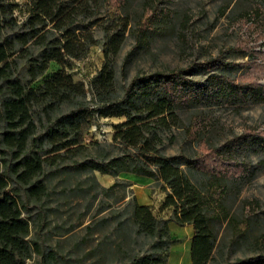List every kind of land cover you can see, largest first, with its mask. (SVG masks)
<instances>
[{
  "label": "rangeland",
  "instance_id": "obj_1",
  "mask_svg": "<svg viewBox=\"0 0 264 264\" xmlns=\"http://www.w3.org/2000/svg\"><path fill=\"white\" fill-rule=\"evenodd\" d=\"M30 7L28 0H0L3 37L22 30ZM147 8L154 12L151 16L154 29L160 24L163 29L147 31L146 40L141 42L139 19L144 14L151 15ZM255 9H259L258 15ZM247 14L251 17H246ZM120 16L127 18L129 26L123 48L114 57L119 97L133 89L155 97L161 91V75L183 71L184 80L178 86L177 96L186 101L190 92L199 99L178 110L183 125L188 127L197 113L213 124L211 141L219 149V155L212 158L206 155L205 160L209 158L211 167L237 178L236 196L228 200L230 215L251 224L248 234L235 243L227 222L216 220L213 227L222 246L210 264H255V259L264 255L261 243L264 237V102L248 84L264 86V0H129L121 12L103 3L93 20L97 23L91 29L100 44L91 47L84 58L70 60L67 66L73 79L85 85L90 109L97 108L91 82L105 62L102 27L115 23L120 28L123 19ZM11 18L17 20L15 26ZM86 22L82 21L81 25ZM40 51L31 49L35 56ZM28 66L27 59L19 60L16 77L24 84L28 81ZM60 68L51 64L33 87L41 85ZM241 86L248 93L246 98L236 93ZM125 120V117L95 113L85 143L99 142L113 150L115 127ZM195 123L197 126L199 121ZM2 132L0 124L1 172L9 171L14 163L11 153L5 152L1 144ZM167 135L162 147L166 155L194 160L195 147L188 142L183 129L174 130L172 141ZM114 153L121 152L116 148ZM233 161L247 163L248 169L233 168ZM72 166L69 164V171L62 174L46 168L40 180L48 185V194L39 203L29 202L23 187L9 181L6 191L15 196L23 217L29 222L27 240L38 243L44 252L56 249L69 264H131L134 258L159 256L157 240L138 232L131 213L136 198L139 204L150 203L158 219H170L172 210L161 209L166 193L154 182L141 186L125 175L120 177L125 181L118 180L120 186L108 193L96 186L91 175L79 173ZM252 171L255 176L250 178ZM95 177L104 188L117 181L98 172ZM142 196L147 200L142 202ZM170 234L175 242L169 247L168 264H174V258L179 264H191L187 252L192 228L172 222ZM40 261L34 253L27 264Z\"/></svg>",
  "mask_w": 264,
  "mask_h": 264
},
{
  "label": "trees",
  "instance_id": "obj_2",
  "mask_svg": "<svg viewBox=\"0 0 264 264\" xmlns=\"http://www.w3.org/2000/svg\"><path fill=\"white\" fill-rule=\"evenodd\" d=\"M28 1L31 7L20 32L3 37L0 26L1 144L14 161L9 171L1 172L0 165V264H27L34 253L41 258L39 264H69L56 249L44 252L38 243L27 240L29 222L23 217L15 196L6 191L9 181H13L23 187L29 202L39 203L48 194V185L40 180L46 168L62 174L69 171V164L77 172L91 175L96 186L108 193L120 186V180L125 181L120 179L121 175L149 178L166 193L161 209L172 210L168 220L158 219L151 206L140 205L136 198L133 200V223L140 234L157 240L161 254L134 258L131 264H168L169 247L175 242L170 234V222L181 227L193 226L192 264H210L214 253H220L222 243L213 227L216 220L227 222L235 243L248 234L250 221L231 216L228 208V200L236 196L237 178L211 167L209 158L205 160L206 155L210 158L219 155V149L211 141L213 124L197 113L188 127L183 125L178 110L199 100L190 92L186 101L177 96L178 86L184 80L183 71L161 75V91L155 97L135 89L119 97L114 57L125 43L127 18L120 16L123 18L120 28L115 23L102 27L105 62L91 82L97 108L90 109L85 85L76 82L67 72L70 60L84 58L91 47L100 44L91 29L97 23L93 20L101 5L113 6L116 12H121L129 0L116 3L113 0ZM147 10L151 15L144 14L139 19L141 42L146 40L147 31L163 29L161 24L154 29L151 25L154 12ZM258 10L255 9L256 15ZM82 21L87 22L81 25ZM11 22L13 26L17 24L14 18ZM32 48L41 49L39 55L35 56ZM26 59L28 81L24 84L16 73L19 60ZM51 64L61 68L41 85L33 87ZM248 85L264 102V86ZM244 88L236 89L242 98L248 96ZM95 113L126 118L115 127L113 150L99 142L85 143ZM196 121H199L197 126ZM178 129H183L188 142L195 147L193 161L184 156H168L162 151L166 134L172 141L174 130ZM116 148L121 152L118 155L114 153ZM231 166L243 171L248 169L245 162L233 161ZM96 172L117 181L109 188L101 187L95 179ZM254 176L255 171L248 175ZM261 243L264 245V237ZM255 264H264V255L257 257Z\"/></svg>",
  "mask_w": 264,
  "mask_h": 264
},
{
  "label": "crops",
  "instance_id": "obj_3",
  "mask_svg": "<svg viewBox=\"0 0 264 264\" xmlns=\"http://www.w3.org/2000/svg\"><path fill=\"white\" fill-rule=\"evenodd\" d=\"M129 176V178H131V180L135 183V184H137V185H141V186H145V184H146V186H148V185H150V184H152V182H154L153 180H151V179H149V178H145V177H138V176H133V175H128ZM140 205H143V206H151L150 205V203H142V204H140ZM166 220H168V219H166ZM171 223L172 222H170V224H169V227L171 228ZM176 224V223H175ZM177 225V224H176ZM177 226H179V225H177ZM188 227L190 226L191 228H192V237H193V234H194V228H193V226H191V225H187ZM179 227H181V226H179ZM185 227V226H184ZM192 237H191V239H190V241H189V245H188V252H187V254L189 253L190 254V259H191V244H192ZM191 264H192V261H191Z\"/></svg>",
  "mask_w": 264,
  "mask_h": 264
},
{
  "label": "bare ground",
  "instance_id": "obj_4",
  "mask_svg": "<svg viewBox=\"0 0 264 264\" xmlns=\"http://www.w3.org/2000/svg\"><path fill=\"white\" fill-rule=\"evenodd\" d=\"M138 190H139V189H138ZM140 190H141V189H140ZM140 192H142V191H140ZM140 192H139V193H140ZM143 194H144V193H143ZM143 194H142V195H143ZM138 196L140 197V195H138ZM140 198H141V197H140ZM140 198H139V199H140ZM146 198H148V197H146ZM142 200L145 201V200H147V199L144 200V199H143V196H142L141 201H142ZM143 201H142V202H143ZM189 227H190V226H189ZM183 251H184V250H183ZM173 261H174V264H179V261L176 260L175 258L173 259ZM173 261H172V262H173ZM183 261H184V260H183ZM188 261H190V260H188ZM190 263H191V262H190Z\"/></svg>",
  "mask_w": 264,
  "mask_h": 264
}]
</instances>
